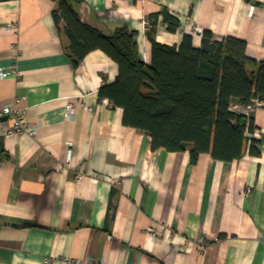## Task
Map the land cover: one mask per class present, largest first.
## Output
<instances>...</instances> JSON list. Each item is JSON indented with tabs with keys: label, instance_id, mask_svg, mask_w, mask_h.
Returning a JSON list of instances; mask_svg holds the SVG:
<instances>
[{
	"label": "crops",
	"instance_id": "obj_1",
	"mask_svg": "<svg viewBox=\"0 0 264 264\" xmlns=\"http://www.w3.org/2000/svg\"><path fill=\"white\" fill-rule=\"evenodd\" d=\"M78 1L81 21L105 36L136 31L147 65L149 34L168 46L191 35L199 47L204 31L245 41L247 56L264 62V0ZM56 8L57 0H0V67L17 69L0 79V105L21 97L38 127L0 139V264H264V101L230 104L254 121L247 137L260 142L259 157L205 153L193 164L189 151L154 150L99 97L118 64L95 50L76 66Z\"/></svg>",
	"mask_w": 264,
	"mask_h": 264
},
{
	"label": "trees",
	"instance_id": "obj_2",
	"mask_svg": "<svg viewBox=\"0 0 264 264\" xmlns=\"http://www.w3.org/2000/svg\"><path fill=\"white\" fill-rule=\"evenodd\" d=\"M78 2L57 0L55 21L65 23L76 66L95 50L118 64L116 81L103 86L99 97L124 110L125 126L151 136L154 150L189 151L193 164L205 153L223 162L242 159L247 149L261 156L260 142L247 137L256 129L254 121L230 110L234 98L242 104L264 101V62L247 56L245 41H217L204 31L199 47L191 35L179 46H168L149 34L152 58L147 65L136 31L125 26L105 36L81 21ZM161 15L168 30L177 32L178 19L166 11ZM153 18L156 24L159 16Z\"/></svg>",
	"mask_w": 264,
	"mask_h": 264
},
{
	"label": "built area",
	"instance_id": "obj_3",
	"mask_svg": "<svg viewBox=\"0 0 264 264\" xmlns=\"http://www.w3.org/2000/svg\"><path fill=\"white\" fill-rule=\"evenodd\" d=\"M200 31V27L196 28ZM17 75L16 67L2 68L0 67V79H5ZM23 99L17 97L14 101L7 105H0V139L13 137L19 134H27L35 136L38 131L37 125L29 122L26 119V109L21 107ZM81 107L85 109L82 103ZM76 113V106L69 102L66 106L67 117L72 118ZM82 175L78 179H82ZM99 264H105L101 262Z\"/></svg>",
	"mask_w": 264,
	"mask_h": 264
}]
</instances>
